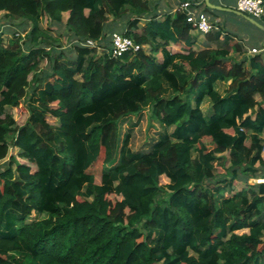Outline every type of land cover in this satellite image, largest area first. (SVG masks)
<instances>
[{"label": "trees", "instance_id": "trees-1", "mask_svg": "<svg viewBox=\"0 0 264 264\" xmlns=\"http://www.w3.org/2000/svg\"><path fill=\"white\" fill-rule=\"evenodd\" d=\"M152 2L0 0V264H264V183L248 184L264 179V54L247 57L220 12L189 0L218 28L206 43L225 33L224 48L195 51L186 15ZM115 32L140 50L112 58ZM26 97L17 126L7 109ZM145 109L164 130L133 153L121 122Z\"/></svg>", "mask_w": 264, "mask_h": 264}, {"label": "rangeland", "instance_id": "rangeland-1", "mask_svg": "<svg viewBox=\"0 0 264 264\" xmlns=\"http://www.w3.org/2000/svg\"><path fill=\"white\" fill-rule=\"evenodd\" d=\"M173 2V0H168L167 3L168 5L171 4ZM136 15H134L133 17H135ZM145 16V15H144ZM142 16V17H144ZM220 16L224 17L225 22L223 23L224 30H228L231 33L235 34L237 38L241 39H245V46L248 47H255V48H259L262 49V41L260 40V38H262V33L260 32V30H257V28L251 26L250 24H248L246 21L244 20H239L238 18L232 16L231 14H226L224 12L220 13ZM64 17H66V15H64ZM249 17V16H248ZM143 19V18H142ZM211 20V19H210ZM6 23L5 21H1L0 20V28L1 26ZM45 20L42 21V26H45ZM146 22L145 20H141L139 22L138 25V30L137 33L140 34L142 32L143 27L145 26ZM117 33V32H116ZM52 34L53 35H57V34H65V28L63 26H61V28H59V30H52ZM235 42V40H233ZM62 44H63V49L66 52V56L65 59H73L75 56L74 51L71 50L69 44L67 43V40L65 38H62L61 40ZM233 44V42H232ZM147 49V48H144ZM250 55H252V53H250ZM237 59H239L236 55V53L232 52V54L229 56V63L230 64L232 61H236ZM42 71L45 70L46 68V62L42 63ZM80 77L77 76V79H79ZM219 91H223V89H227L228 88V84H219L217 86ZM27 97L26 99H24V101L21 102V104L17 107V108H8L7 111L11 114V116L13 117V119L16 122L17 126H21L25 123L27 117H28V113H27ZM36 101V100H35ZM207 108H208V104L205 103L203 105V111L206 113L207 112ZM48 120L52 123L53 120L51 118H48ZM128 121V122H127ZM121 129H120V138H122L123 134L126 131H130L131 135H132V140H131V150L133 153L136 152H148L150 150L151 145L158 139V136L163 132L164 128L157 122H150L148 120V109H145L142 113L138 114V115H132L128 118V120H126V122H121ZM206 149H211L213 148L212 143L210 141V139L205 138L202 140L201 142ZM18 150L14 149V148H10L9 149V154L13 155L15 157L18 156ZM227 156V154H225ZM17 161H22L20 158H16ZM6 161L4 162H0V173H3L6 169ZM224 167H228V163L226 162L224 164ZM224 172V168L222 167H217L216 168V179L215 181H219V175H222ZM96 182H99V178L96 177ZM168 179L166 177H161L160 178V184L161 185H166L168 183ZM253 181L250 179L248 181V184H252ZM244 187V184L242 183H235L234 184V188L233 191H227V195H231V193H234L236 191H239L240 189H242Z\"/></svg>", "mask_w": 264, "mask_h": 264}, {"label": "built area", "instance_id": "built-area-1", "mask_svg": "<svg viewBox=\"0 0 264 264\" xmlns=\"http://www.w3.org/2000/svg\"><path fill=\"white\" fill-rule=\"evenodd\" d=\"M236 10L250 16L254 20H259L264 16V2L263 0H237ZM186 15V23L190 24L195 32L206 35L216 31L218 28L214 22H211L209 17L200 11L196 10V5L186 1L180 4L178 10ZM72 43L79 45L80 47L95 48L100 53L103 48L99 43L93 40H74ZM110 52L112 58H118L125 53H136L140 50V46L136 44L132 39L125 37L121 33H113L110 38ZM252 54L263 53L264 48L257 50L252 49ZM261 157L264 160V147L261 152ZM252 184L264 183V179H251Z\"/></svg>", "mask_w": 264, "mask_h": 264}, {"label": "crops", "instance_id": "crops-1", "mask_svg": "<svg viewBox=\"0 0 264 264\" xmlns=\"http://www.w3.org/2000/svg\"><path fill=\"white\" fill-rule=\"evenodd\" d=\"M168 0H153L152 2V5H156V9H157V13L161 16V15H165V14H172L174 13L175 11L178 10L179 6L181 3L183 2H186V1H189V0H173V2L171 4L168 5L167 3ZM198 5L200 4V2H204V0H194ZM209 2L212 4V5H215V6H222L224 8H227V9H232V8H228L226 7V5L224 3L226 2H229L228 4H232V6L235 7V4H236V0H209ZM208 8V7H207ZM203 7L200 5V6H197L196 10L197 11H202ZM234 10V9H232ZM217 11V10H216ZM237 11V10H235ZM218 12H224L226 14H231L232 16L238 18V21L239 20H244L246 22H248L243 16L241 15H238L236 13H233V12H227V11H218ZM220 13H218L216 15V19H215V22L219 23L220 27L225 28L223 23L225 22V19L224 17L220 16ZM244 16L248 17V15L242 13ZM210 16V15H209ZM209 19L212 20V17L210 16ZM258 22V21H257ZM252 25V24H251ZM218 30V29H217ZM216 30V31H217ZM259 30V29H258ZM222 31V30H221ZM224 32L226 33H230L231 35L235 36L234 37V40L235 42L233 41V43H240L244 46L245 48V51H246V56L249 57L250 56V51L252 49H257V50H260L259 48H255V47H248V46H245V42L244 40L245 39H241L240 38H237L235 34L231 33L230 31L228 30H224ZM191 35H193L195 38H196V42H195V45H194V50L195 51H200V50H203L205 48H210V49H220V48H224V46L226 45V42H225V33L222 34L219 38V40L217 42H214V43H206L205 41V38L204 36L205 35H202V34H199L197 32H192ZM260 40L262 41V49L264 48V36H262V38H260ZM168 50L172 53V54H176V53H185L184 51H182V46L180 44H171L169 47H168ZM232 54V52H231ZM230 54V55H231ZM237 55V54H236ZM238 58H240L239 55H237ZM224 90V89H223ZM223 92V91H221Z\"/></svg>", "mask_w": 264, "mask_h": 264}, {"label": "water", "instance_id": "water-1", "mask_svg": "<svg viewBox=\"0 0 264 264\" xmlns=\"http://www.w3.org/2000/svg\"><path fill=\"white\" fill-rule=\"evenodd\" d=\"M204 3L205 5L209 8V9H212V10H217V11H227V12H233V13H236L238 15H241L243 16L250 24H252L253 26H255L257 29H259L260 31H262L264 33V26H262L260 23H258L256 20L252 19L251 17H246L244 16L241 12H238V11H235V10H232V9H227V8H224L222 6H215V5H212L209 0H204Z\"/></svg>", "mask_w": 264, "mask_h": 264}]
</instances>
